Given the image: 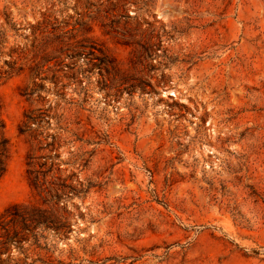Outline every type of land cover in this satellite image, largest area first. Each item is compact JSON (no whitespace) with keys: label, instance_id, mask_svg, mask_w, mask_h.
<instances>
[{"label":"rangeland","instance_id":"rangeland-1","mask_svg":"<svg viewBox=\"0 0 264 264\" xmlns=\"http://www.w3.org/2000/svg\"><path fill=\"white\" fill-rule=\"evenodd\" d=\"M0 101L6 264H264V0H0Z\"/></svg>","mask_w":264,"mask_h":264},{"label":"trees","instance_id":"trees-1","mask_svg":"<svg viewBox=\"0 0 264 264\" xmlns=\"http://www.w3.org/2000/svg\"><path fill=\"white\" fill-rule=\"evenodd\" d=\"M2 105L0 101V182L6 176L11 159L9 140L5 133V123L2 118ZM25 131V130H24ZM55 157H45L53 159ZM30 160L33 157H29ZM28 174L32 177V187L42 197L44 203L50 205V209L29 207L14 204L0 216V263L6 264L11 258L14 247L23 249L25 243L48 239L45 232H53L58 235L61 228L58 226L56 216L57 208L65 197L66 186H60L55 182L48 183L42 178L40 171L33 169V162H29ZM5 257V259H4Z\"/></svg>","mask_w":264,"mask_h":264}]
</instances>
